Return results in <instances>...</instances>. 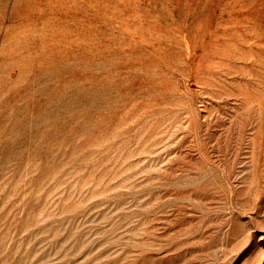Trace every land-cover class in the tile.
Masks as SVG:
<instances>
[{"label": "rangeland", "instance_id": "1", "mask_svg": "<svg viewBox=\"0 0 264 264\" xmlns=\"http://www.w3.org/2000/svg\"><path fill=\"white\" fill-rule=\"evenodd\" d=\"M0 264H264V0H0Z\"/></svg>", "mask_w": 264, "mask_h": 264}]
</instances>
